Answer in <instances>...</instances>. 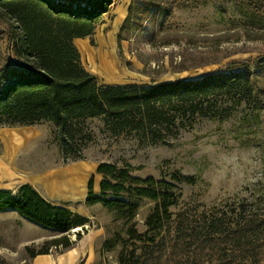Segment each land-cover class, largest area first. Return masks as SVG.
<instances>
[{
	"label": "rangeland",
	"instance_id": "rangeland-1",
	"mask_svg": "<svg viewBox=\"0 0 264 264\" xmlns=\"http://www.w3.org/2000/svg\"><path fill=\"white\" fill-rule=\"evenodd\" d=\"M168 8L172 13L166 19ZM20 39L16 21L0 2V64L6 56L26 62L19 52ZM84 40L89 45L80 44ZM74 44L81 64L99 84H150L223 70L234 59L257 60L264 56V28L244 21L231 0H189L180 8L170 0H111L93 33ZM257 75L264 105V74ZM250 105H240L223 122L198 120L164 142H150L133 131L114 134L100 117L78 122L70 138L51 122L0 124V154L10 155L30 180H42L44 184L33 186L41 195L49 189L56 198L52 202L88 218L83 227L66 232L73 245L63 248L49 244L61 233L13 209H1L0 264H138L153 235L156 241L163 237L172 243L178 226L189 233L206 215L226 212L236 219L243 209L264 212V107L254 119ZM102 162L127 169L132 177L151 176L171 184L168 193L175 203L162 227L147 228L145 219L155 202L136 196L130 187L119 198L136 204L134 215L130 207L117 210L85 201L89 179L99 193L102 175L96 167ZM71 171L72 187L78 190L73 198L55 182ZM174 175L194 179L178 182ZM89 232L95 234L85 236L77 256L68 262L66 251H78L77 242ZM44 249L46 254L30 256Z\"/></svg>",
	"mask_w": 264,
	"mask_h": 264
},
{
	"label": "trees",
	"instance_id": "trees-1",
	"mask_svg": "<svg viewBox=\"0 0 264 264\" xmlns=\"http://www.w3.org/2000/svg\"><path fill=\"white\" fill-rule=\"evenodd\" d=\"M110 1L0 0L21 31L19 52L26 61L6 56L0 64V124L29 126L46 121L64 129L70 138V130L78 122L100 117L114 134L133 131L139 137L147 136L150 142H164L198 120L223 122L242 104H251V118L258 117L264 105L257 74H264V56L234 59L223 70L194 78L99 84L81 64L74 39L93 33ZM170 2L177 8L189 4V0ZM231 2L250 26L264 28V0ZM171 10H166V19L171 17ZM96 173L102 175L99 193L93 191L89 179L87 203L99 201L117 210L130 207L134 215L136 204L119 198L130 187L136 196L155 202L145 219L148 229H158L170 218L169 208L175 203L168 193L170 183L151 176L132 177L127 169L106 162L98 164ZM172 178L178 182L194 179ZM5 208L61 233L49 244L63 248L73 245L66 232L88 222L86 216L43 197L29 183L18 185L14 193L0 189V210ZM233 218L226 212L206 215L204 223H196L189 233H183L180 225L172 243L163 237L156 241L153 235L148 252L138 264H264V212L243 209ZM76 237L79 239L80 234ZM47 252L31 251L30 256Z\"/></svg>",
	"mask_w": 264,
	"mask_h": 264
},
{
	"label": "crops",
	"instance_id": "crops-1",
	"mask_svg": "<svg viewBox=\"0 0 264 264\" xmlns=\"http://www.w3.org/2000/svg\"><path fill=\"white\" fill-rule=\"evenodd\" d=\"M87 37H85V38H87ZM80 39H82V38H75L74 39V42L76 40H80ZM80 44L89 45L88 42L85 41V40L83 42H81ZM29 126H31V125H29ZM67 173H68L67 176H66L67 178L63 177L64 179H62V180L61 179H58V180L56 179L55 182L58 185H61L62 184L63 187H65V189H66L65 190L66 193H67L66 195H68L70 198H73V197H75V196L78 195V194H75V192L78 191V190H76L77 187H75V186L72 187V184L74 183V180H72V179L70 180V177L72 176V173H74V171L67 172ZM82 174L83 173H81V176H82ZM22 183H29L32 186H35V185H38V184L39 185L44 184V182L42 180L41 181H39V180L37 181V179L36 180H30L28 178V176L23 175L22 171L19 168L15 167L12 164V157L10 155H1L0 154V189L12 190V187L14 185H17L16 187H18V185H20ZM48 190L46 188L43 189V191L45 192L44 193L45 198H47L50 201L56 199L55 197L51 196V194L49 192L51 190H49V191ZM68 200H70V199H68ZM83 216H85V215H83ZM90 234H95V233H90L89 232L88 234H85L77 242L78 243V245H77L78 251H76V248L75 247H73V248H71V249H69V250L66 251L67 252L66 253V257H67L66 259H67L68 262H70V258H74L75 256H77V253L80 250V244L79 243H85V242H82V240L85 238V236H88ZM86 243H89V241H87Z\"/></svg>",
	"mask_w": 264,
	"mask_h": 264
},
{
	"label": "bare ground",
	"instance_id": "bare-ground-1",
	"mask_svg": "<svg viewBox=\"0 0 264 264\" xmlns=\"http://www.w3.org/2000/svg\"><path fill=\"white\" fill-rule=\"evenodd\" d=\"M79 228H80V226H77V227L73 228L72 230H76V229H79Z\"/></svg>",
	"mask_w": 264,
	"mask_h": 264
}]
</instances>
